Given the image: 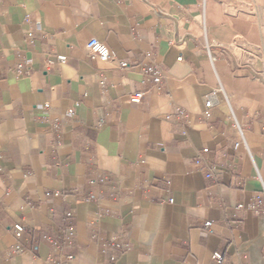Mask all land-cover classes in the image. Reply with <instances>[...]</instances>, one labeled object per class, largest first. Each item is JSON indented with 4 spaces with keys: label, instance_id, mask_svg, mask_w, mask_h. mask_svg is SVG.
Segmentation results:
<instances>
[{
    "label": "crops",
    "instance_id": "1",
    "mask_svg": "<svg viewBox=\"0 0 264 264\" xmlns=\"http://www.w3.org/2000/svg\"><path fill=\"white\" fill-rule=\"evenodd\" d=\"M0 167V264H264V0H0Z\"/></svg>",
    "mask_w": 264,
    "mask_h": 264
},
{
    "label": "built area",
    "instance_id": "2",
    "mask_svg": "<svg viewBox=\"0 0 264 264\" xmlns=\"http://www.w3.org/2000/svg\"><path fill=\"white\" fill-rule=\"evenodd\" d=\"M33 36H34L33 32L28 33V38L30 39V41H33V38H34ZM88 47L92 51V53L102 61H109V60L114 58V53H113L112 49L107 44H105L104 42H102L101 40H99L96 37H93L89 40ZM150 55H151V52L146 51V56H150ZM59 59L61 61H64L65 56L60 55ZM119 65L122 69H125V70H133L134 68H136L135 65H133L132 63H130L129 61H126V60L119 61ZM139 67H140V74L142 76V82L143 83L151 82L153 84V86L156 87L163 81V79L165 77V73H164L162 67L158 64H153V63H149V62H141ZM21 68H22V65H19L20 71H21ZM105 90H106V88L103 85L102 91H105ZM145 94H146L145 90H139L137 92H134V93L129 95V101L131 103H134V104H139L142 102ZM214 102H215V91L210 93L207 96L206 110H205V115L207 117H209L211 115V108L213 107ZM49 106H50L49 103H45L43 105L44 108H48ZM177 113L179 115H184L187 118L189 117V114L183 109H178ZM69 114L74 115V111L72 109H70ZM167 118H170V115H168ZM230 119L238 126V128L240 130V134H241L242 138H244L243 131H242V129H241V127H240V125H239V123H238V121L235 118L233 113H231ZM58 126H59V124L57 122H55L54 127L57 128ZM243 141H244V139H243ZM240 144H241V141H237L235 143V147L237 148ZM208 151H209L208 147L203 148V152L207 153ZM200 162H201V159H199L198 163H200ZM1 169L2 168L0 167V170ZM216 172H217V166L209 165L207 167L206 177L209 179H216V177H217ZM100 180H102V179H100ZM60 194H61L60 192L55 193V195H60ZM263 197H264V193L255 195L252 207L256 208L257 203H260L262 201ZM239 207L242 208V207H244V205L240 204ZM68 216L72 217L73 216L72 212H69ZM99 220H100V215L98 213L93 214L92 217L90 218V225L93 228H95L97 226V224L99 223ZM211 224H212L211 221H208L206 223L207 226H209ZM24 229H25V227L21 222H18L15 224L14 230H15V234L17 235V237H21L23 235ZM75 236H76L75 227L71 225L64 231L61 238L64 241L72 242V240H74ZM94 236H95V234H94ZM44 239H49V235L45 234ZM54 243L57 244V241H55ZM129 246L130 245H129L128 239L123 234L114 235L113 237H111L109 240H107L104 243L105 250L110 252V260L112 262L116 261L119 253H123L126 250H128ZM15 250L20 251L21 245L17 244L15 246ZM73 258H74L73 255L66 256L65 258H62L59 260H54L51 264H71V261ZM213 260L218 262V263H222L224 260V256L220 252H215L213 255Z\"/></svg>",
    "mask_w": 264,
    "mask_h": 264
}]
</instances>
